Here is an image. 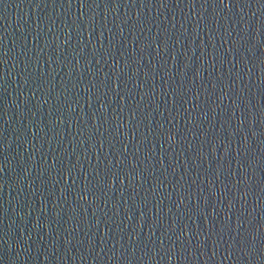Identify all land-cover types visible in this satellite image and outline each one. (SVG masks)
I'll use <instances>...</instances> for the list:
<instances>
[{"label":"water","instance_id":"water-1","mask_svg":"<svg viewBox=\"0 0 264 264\" xmlns=\"http://www.w3.org/2000/svg\"><path fill=\"white\" fill-rule=\"evenodd\" d=\"M0 264H264V0H0Z\"/></svg>","mask_w":264,"mask_h":264}]
</instances>
